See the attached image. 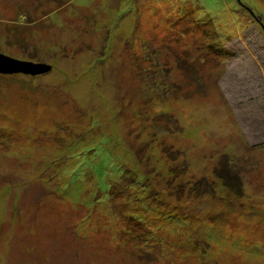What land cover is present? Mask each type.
I'll return each mask as SVG.
<instances>
[{"label":"rangeland","instance_id":"obj_1","mask_svg":"<svg viewBox=\"0 0 264 264\" xmlns=\"http://www.w3.org/2000/svg\"><path fill=\"white\" fill-rule=\"evenodd\" d=\"M0 264H264V0H0Z\"/></svg>","mask_w":264,"mask_h":264},{"label":"water","instance_id":"obj_2","mask_svg":"<svg viewBox=\"0 0 264 264\" xmlns=\"http://www.w3.org/2000/svg\"><path fill=\"white\" fill-rule=\"evenodd\" d=\"M50 64L18 59L0 52V73H22L26 75H38L47 72Z\"/></svg>","mask_w":264,"mask_h":264}]
</instances>
